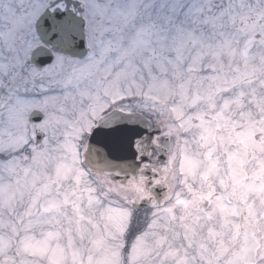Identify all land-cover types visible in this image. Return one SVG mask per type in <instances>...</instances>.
Segmentation results:
<instances>
[{
    "label": "rangeland",
    "instance_id": "rangeland-1",
    "mask_svg": "<svg viewBox=\"0 0 264 264\" xmlns=\"http://www.w3.org/2000/svg\"><path fill=\"white\" fill-rule=\"evenodd\" d=\"M81 3L89 48L94 31L112 34L93 59L38 70L34 37L0 38V261L264 264V0H195L160 62L152 41L166 35L150 19L153 0ZM124 90L172 144L159 169L170 196L139 214L129 210L143 201L137 183L119 187L81 167L85 134ZM33 110L45 114L39 125L28 124Z\"/></svg>",
    "mask_w": 264,
    "mask_h": 264
},
{
    "label": "snow or ice",
    "instance_id": "snow-or-ice-1",
    "mask_svg": "<svg viewBox=\"0 0 264 264\" xmlns=\"http://www.w3.org/2000/svg\"><path fill=\"white\" fill-rule=\"evenodd\" d=\"M101 0H90V7H98ZM114 5L109 4L107 12ZM197 5L195 0H153L150 11L156 24L162 31V41L153 40L151 58L160 62L165 56L172 55L173 37L177 25L183 27L190 24L189 17ZM85 7L81 0H0V38L10 39L13 45H27L33 37L39 47L32 53L30 62L37 69H49L63 58L68 61L93 59L96 50L112 38L110 32L102 28L94 31L93 40L98 42L89 48L84 29L83 13ZM95 22L103 24L101 16H95ZM80 21L79 28L74 21ZM154 24L153 26H156ZM169 41H173L170 45ZM126 44V41L122 42ZM159 44L160 47H156ZM7 61V50L0 48ZM71 66L69 65V68ZM42 116L33 117L34 123H39ZM131 121V112L121 113L118 118L104 120L89 134V145L98 148L106 156L114 159L116 154L123 153L134 146L140 138V127ZM39 140L40 137H37ZM0 264H6L0 261Z\"/></svg>",
    "mask_w": 264,
    "mask_h": 264
},
{
    "label": "flooded vegetation",
    "instance_id": "flooded-vegetation-1",
    "mask_svg": "<svg viewBox=\"0 0 264 264\" xmlns=\"http://www.w3.org/2000/svg\"><path fill=\"white\" fill-rule=\"evenodd\" d=\"M117 54H118V50H116V49L113 50L111 58L116 59ZM63 59H66V58H63ZM76 61L80 62L78 60H76ZM76 61H70V62H76ZM116 68H117V66L114 65L113 66V74H112L113 81L115 83L116 82L123 83L124 86L126 87V85H127V78L126 77H128L127 74L124 73L123 76H117L116 75ZM125 80H126V82H125ZM126 93L124 90V96L122 97L121 100L118 98L116 100H113V99L109 100V101H113V103H112L113 107L108 109V113L111 111H116V110L121 111L123 113H127L129 111L131 113H136L138 111V110L133 111L131 109L130 94H126ZM153 113H154V111H153ZM141 114L144 115L147 118V120L150 122V124L152 125V129L147 128L149 136L146 137V135H144L141 139L135 141V144H134V148L137 152V160L143 161V163L141 164L136 176L131 177L125 183L117 181V183H114V184L119 186V187H122V186L127 187L131 183H137L143 189V193H142L143 201H146L149 203L148 209L154 210L156 208H159L162 205V203H164L166 201V199L169 198V196H170L169 186L167 185L166 180L164 179V177L161 176L160 173L158 174L160 176H158L157 178H151V179L149 177L143 176L141 173L145 170H151L152 172H157L158 168L161 167V165L157 164L159 159H162V160L164 159V163L162 165L169 163L172 144H171V140L169 137H165V138L161 139L163 137V135H162L163 134V128L161 125L158 124V121H156L154 119L153 114L151 116L149 115L150 113L149 114L148 113H141ZM197 124H198V122H197ZM155 125H159L161 128V135L160 136H156L154 134L157 131V129H155V127H154ZM163 155H165V157ZM177 160H178V157H176L174 162H176ZM103 176L108 178L107 175H103ZM157 187H159V190L156 189ZM232 187H233V184L228 185L227 183H225L224 191L225 190L228 191ZM163 188L167 189L166 193L163 192ZM219 195H220V193L216 192L214 197L211 200L206 201L205 209L209 208L212 204H214L216 202V200L219 199ZM157 201H160L161 203L158 204ZM229 203L235 204L236 206H239V209L242 208L241 207L242 202L237 201L236 199L229 202ZM130 205H132V204H130Z\"/></svg>",
    "mask_w": 264,
    "mask_h": 264
},
{
    "label": "water",
    "instance_id": "water-1",
    "mask_svg": "<svg viewBox=\"0 0 264 264\" xmlns=\"http://www.w3.org/2000/svg\"><path fill=\"white\" fill-rule=\"evenodd\" d=\"M74 23L77 25V28H79L80 21L77 20L74 21ZM119 114L121 113L119 112L112 113L109 116L102 119L100 122L104 120H111L118 118ZM37 115L42 116L40 112L34 111L30 115L29 121L33 122V117ZM130 122L139 125L141 132L140 137L146 133L147 121L142 116L138 114H132ZM37 143H38V139H37ZM84 158H85L84 165L87 168L94 170L96 172L110 173L112 174V176L110 177L112 180H119V179L127 180L130 177V175H135L137 169L139 168V164L136 162V152L133 146L127 149L126 151H124L123 153L116 154L115 158L112 159L106 156L102 150L98 148L90 147V145L88 144V148L84 155ZM116 172L122 174L123 177L115 176L114 173ZM147 206L148 204L143 203L141 205H135V208L140 210Z\"/></svg>",
    "mask_w": 264,
    "mask_h": 264
}]
</instances>
